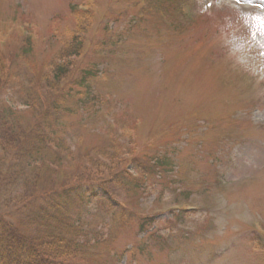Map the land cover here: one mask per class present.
Listing matches in <instances>:
<instances>
[{
  "label": "rangeland",
  "instance_id": "rangeland-1",
  "mask_svg": "<svg viewBox=\"0 0 264 264\" xmlns=\"http://www.w3.org/2000/svg\"><path fill=\"white\" fill-rule=\"evenodd\" d=\"M72 6L91 13L74 74L94 69L96 76L87 103L85 93L72 94L61 102L66 112L45 120L54 139L44 159L58 156L64 174H76L86 148L114 138L128 143L131 156L170 162L151 175L131 173L139 189L110 191L128 194L130 209L155 218L150 233L130 224L80 264H263L264 0H0V53L12 61L0 113L10 130L43 119L25 104L74 27ZM26 37L33 44L23 56ZM50 98H39L42 113ZM3 148L1 141L0 219L21 228L10 200L35 168ZM124 153L120 168L128 172L136 157ZM13 170L17 178L8 183ZM47 178L42 186L51 189ZM105 202L88 205L84 222L102 218Z\"/></svg>",
  "mask_w": 264,
  "mask_h": 264
},
{
  "label": "trees",
  "instance_id": "trees-1",
  "mask_svg": "<svg viewBox=\"0 0 264 264\" xmlns=\"http://www.w3.org/2000/svg\"><path fill=\"white\" fill-rule=\"evenodd\" d=\"M70 11L74 18V27L61 41L56 63L49 66L43 74V80L36 81L37 84L32 86V97L29 104H25L27 111L41 113L43 119H39L28 129L13 127L10 130L4 123L6 114L0 113V142L6 146L1 149L2 153L10 158L16 152L14 156L26 157L30 161L27 167L32 170L35 168L31 177L33 182L25 183V191L18 196L14 195L10 200L19 205L17 223L21 228L25 227L24 231L13 222L0 219V264H80L83 258L93 256L101 245L110 247L130 224H137L138 233L141 235L149 234V228L155 221L153 216H142L130 209L126 198L129 197L128 194L123 198L110 191L114 188L120 191L127 187L128 193L132 188L139 189V180L133 179L131 173L151 175L150 168L154 167L165 171L170 165L166 156L157 158L156 155H151L149 158L147 153L142 154L140 151L131 156L135 152L128 143L121 147L117 145V139L113 138L97 148H86L79 157L76 174H64L58 156L51 161L43 157L46 153L50 154L54 139L45 135V120L56 119L58 114L66 112L61 102L72 94L80 97L81 92L85 93L84 100L87 103L89 82L96 76L94 69H85L77 75L74 74L76 70L72 59L79 57L84 50V36L89 28L91 13L79 12L73 6ZM32 44L31 38L26 37L23 56L30 52ZM21 58V55L17 56L18 60ZM9 59L0 53V92L10 84L12 61ZM70 82L72 83L69 87L66 86ZM48 96L51 100L42 113L43 106L39 103L44 99L48 100ZM121 149L127 157L131 156V161L136 157L133 168L130 166L132 162L127 163L130 167L128 172L120 168ZM150 163L152 166H149ZM12 169L11 166L8 170ZM58 172L61 176L64 174L63 179L57 180L55 173ZM43 175L48 176L46 187L50 186L51 189L42 186ZM16 178L17 171L13 170L8 183ZM51 179L54 180V185ZM1 187L0 178V190ZM96 200L106 201L107 212L98 221L92 222L95 224L84 222L87 221L84 216L85 208ZM253 242L260 244L258 240ZM133 248V245L130 246L131 250L125 253L131 252Z\"/></svg>",
  "mask_w": 264,
  "mask_h": 264
}]
</instances>
